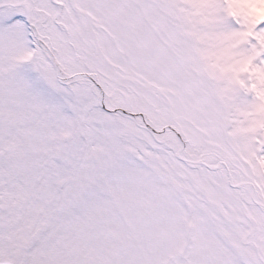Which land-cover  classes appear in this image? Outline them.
Here are the masks:
<instances>
[{"label": "snow or ice", "instance_id": "snow-or-ice-1", "mask_svg": "<svg viewBox=\"0 0 264 264\" xmlns=\"http://www.w3.org/2000/svg\"><path fill=\"white\" fill-rule=\"evenodd\" d=\"M0 264H264V0H0Z\"/></svg>", "mask_w": 264, "mask_h": 264}]
</instances>
